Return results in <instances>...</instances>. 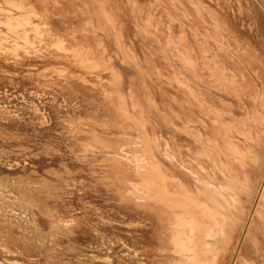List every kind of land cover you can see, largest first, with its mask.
<instances>
[{"label":"rangeland","instance_id":"rangeland-1","mask_svg":"<svg viewBox=\"0 0 264 264\" xmlns=\"http://www.w3.org/2000/svg\"><path fill=\"white\" fill-rule=\"evenodd\" d=\"M109 1L0 0V264L177 263L167 218L146 211L128 192L130 182L136 181L133 159L125 161L117 151L130 149L141 132L120 113L125 106L136 117L144 111L151 121L147 130L162 139V168L184 177L190 186L201 180L164 158V151L171 154L172 140L183 150V159L211 171V159L198 155L208 138L224 143L218 132H224L222 122H235L239 132L252 131L251 138L233 137L249 152L248 169L257 187L245 202L247 210L239 211L231 241L220 249L218 261L234 264L232 253L237 256L242 250L238 264H264L263 219L256 218L253 238L244 242L262 185L258 173L264 172V0ZM102 6L113 8L115 27L100 16ZM10 18L18 22L15 31L7 24ZM4 20L6 25H1ZM86 48L105 65H79L73 51ZM184 55L197 66L186 64ZM222 75L232 79L236 92L219 84ZM121 99L125 106L115 104ZM203 100L205 109L215 107L223 116L207 113L199 104ZM216 118L219 122L213 123ZM173 123L182 132L172 131ZM188 123L193 124L188 128ZM194 133L202 136L198 139Z\"/></svg>","mask_w":264,"mask_h":264},{"label":"bare ground","instance_id":"bare-ground-1","mask_svg":"<svg viewBox=\"0 0 264 264\" xmlns=\"http://www.w3.org/2000/svg\"><path fill=\"white\" fill-rule=\"evenodd\" d=\"M12 1V0H11ZM105 1V0H104ZM111 1V0H110ZM109 1V2H110ZM256 1V0H255ZM45 2V1H44ZM57 2V1H56ZM71 2V0H70ZM74 2V1H72ZM71 2V3H72ZM108 2V3H109ZM112 2V1H111ZM20 3V2H19ZM59 3V1H58ZM79 3V2H78ZM87 3V2H86ZM85 3V4H86ZM100 3V2H99ZM105 3V2H104ZM114 3V2H113ZM47 4V3H46ZM55 4V3H54ZM64 4V2H63ZM74 4V3H73ZM88 4V3H87ZM106 4V3H105ZM198 4V3H197ZM40 5V4H39ZM48 5V4H47ZM51 5V4H50ZM59 5V4H58ZM98 5V4H97ZM108 5V4H107ZM35 7L34 5H32ZM52 6V5H51ZM56 6V4L54 5ZM100 6V5H99ZM98 6V7H99ZM179 6V5H178ZM196 6V5H195ZM79 7V6H78ZM103 7V6H102ZM106 7V6H105ZM104 8V7H103ZM5 9V8H3ZM24 9V8H23ZM34 9V8H33ZM100 9V7H99ZM98 9V11H99ZM105 9V10H104ZM99 11L100 16L104 19H106V24H109L110 26L115 27L116 21L114 17V11L111 10L113 8H104ZM181 9V8H179ZM185 10V8H183ZM210 9V8H209ZM32 10V9H31ZM203 10V8L201 9ZM23 11V10H22ZM26 11V10H25ZM30 11V10H29ZM204 11V10H203ZM82 12V11H81ZM97 12V11H96ZM29 13V12H28ZM32 13V12H31ZM30 13V14H31ZM49 13V12H48ZM98 13V14H99ZM35 15V13H33ZM32 14V15H33ZM38 14V13H37ZM68 14V13H67ZM187 14V12H185ZM7 15V14H6ZM207 15V14H206ZM212 15V13H211ZM4 16V15H2ZM1 16V17H2ZM9 17V14L7 15ZM22 16V15H21ZM28 16V15H27ZM36 16V15H35ZM52 16V15H51ZM99 16V17H100ZM213 16V15H212ZM15 17V16H14ZM19 18V16H17ZM3 18V17H2ZM6 18V17H5ZM22 18H26V16H22ZM29 18V17H27ZM28 22L29 19H27ZM87 18V17H86ZM216 18V17H214ZM4 19V18H3ZM13 19V17H12ZM10 18V20L7 21V24L9 25L11 30H14L13 27L17 26L18 22H13ZM42 19V18H41ZM1 20V19H0ZM16 20V19H14ZM25 20V19H24ZM25 20V21H26ZM217 20V18L215 19ZM22 21V20H21ZM19 21V22H21ZM178 21V20H177ZM218 21V20H217ZM1 22V21H0ZM6 25V21H2L1 25ZM24 22V21H23ZM27 22V21H26ZM55 22V21H53ZM221 22V21H219ZM22 23V22H21ZM21 23H19V27L21 28ZM25 23V22H24ZM31 23V22H30ZM89 23V22H88ZM28 24V23H26ZM35 25V23H32ZM226 25V24H225ZM224 25V26H225ZM43 26V25H42ZM7 27V26H6ZM38 27V23H37ZM36 27V28H37ZM41 27V26H39ZM50 27V26H49ZM87 27H89L87 25ZM227 27V26H226ZM102 28V27H101ZM107 28V27H106ZM9 29V28H8ZM18 29V28H17ZM16 29V30H17ZM38 29V28H37ZM222 29V28H221ZM220 29V30H221ZM10 30V31H11ZM39 30V29H38ZM86 30V29H85ZM9 31V30H8ZM40 31V30H39ZM1 32V31H0ZM27 32V31H25ZM19 33V32H18ZM24 33V32H23ZM2 34V33H0ZM5 34V33H4ZM22 34V33H21ZM25 34V33H24ZM184 34V33H183ZM27 35V34H26ZM42 35V34H41ZM204 36V34H202ZM207 35V34H206ZM4 36V35H3ZM115 36V35H114ZM118 36V35H117ZM120 36V35H119ZM9 37V36H8ZM11 37V36H10ZM206 38V36H204ZM212 37V36H211ZM224 37V36H223ZM222 37V38H223ZM28 38V36H27ZM180 38V37H179ZM1 39V38H0ZM3 39V38H2ZM14 39V38H13ZM29 39V38H28ZM26 39V41L28 40ZM209 39V38H208ZM212 39V38H211ZM210 39V40H211ZM5 39H3L4 41ZM8 40V39H6ZM5 40V41H6ZM16 40V39H15ZM216 41V40H215ZM217 42V41H216ZM46 43V42H45ZM148 43V42H147ZM218 43V42H217ZM239 43V42H238ZM30 44V43H29ZM177 45V44H176ZM20 46V44H19ZM246 46V45H245ZM16 47V45H15ZM101 47V46H100ZM76 48V47H75ZM241 48V47H240ZM41 49V48H40ZM50 49V48H49ZM178 49V48H177ZM37 50V49H36ZM132 50V49H131ZM166 50V49H165ZM164 50V51H165ZM17 51V50H16ZM39 51V49H38ZM47 51V50H46ZM73 51V50H72ZM123 51V50H121ZM125 51V49H124ZM219 51V50H218ZM238 50H236L237 52ZM33 52V51H28ZM132 52V51H131ZM130 52V54H131ZM240 52H243L240 51ZM35 53V52H34ZM39 53V52H38ZM73 53L75 54L74 60L79 65L91 67L94 65H97V67H102L105 65L103 61H96V59L93 58L92 53L89 49L85 50H74ZM157 53V52H156ZM162 53V52H161ZM247 53V51H246ZM30 54V53H29ZM73 54V55H74ZM125 54V53H124ZM129 55V54H128ZM136 54H134L135 56ZM159 55V54H158ZM178 55V54H177ZM219 55V54H218ZM237 56V54H234ZM244 55V54H243ZM41 57V55H39ZM137 56V55H136ZM182 56V55H181ZM180 56V57H181ZM138 57V56H137ZM179 57V56H178ZM182 58L186 61V64L190 65L191 67L195 68L197 66V63L194 61V59H191L184 55ZM252 58V57H251ZM23 59V58H22ZM132 61H134V57H130ZM154 59V58H153ZM241 59V58H240ZM73 60V61H74ZM131 61V62H132ZM149 61V60H148ZM166 61V60H165ZM128 62V61H127ZM126 62V63H127ZM136 62V60H135ZM171 62V61H170ZM174 62V61H173ZM183 62V61H182ZM246 62V61H245ZM107 63V62H106ZM134 63V62H133ZM138 63V62H137ZM136 63V65H137ZM185 63V62H184ZM248 63V62H247ZM55 64V63H54ZM135 64V63H134ZM144 64V63H143ZM150 64V63H149ZM148 64V65H149ZM172 64V63H171ZM251 64V63H249ZM135 65V66H136ZM219 65V64H218ZM247 65V64H246ZM257 65V64H256ZM139 66V64H138ZM144 66V65H142ZM141 66V67H142ZM146 66V65H145ZM187 66V65H186ZM210 66V65H209ZM65 67V66H64ZM68 67V66H67ZM251 67V66H250ZM140 68V66H139ZM157 68V67H155ZM171 68V67H170ZM223 68V67H222ZM142 68H140L141 70ZM147 69V68H146ZM66 70V69H65ZM138 70V68H137ZM139 70V71H140ZM145 70V69H144ZM224 70V69H223ZM147 71V70H145ZM157 71V70H156ZM182 71V70H181ZM198 71V70H197ZM216 71V70H215ZM264 71V70H263ZM4 72V71H3ZM7 72V71H6ZM141 73L143 71H140ZM158 72V71H157ZM161 72V71H160ZM217 72V71H216ZM257 72V71H256ZM174 73V72H173ZM211 73V72H210ZM214 73V72H213ZM218 73V72H217ZM5 74V73H4ZM77 74V73H75ZM128 74V73H127ZM220 74V73H219ZM227 74V73H225ZM258 74V73H257ZM80 75V74H79ZM114 75V73H113ZM156 75V74H154ZM162 75V74H161ZM229 75V74H228ZM260 75V74H259ZM115 76V75H114ZM133 76V75H132ZM147 76V75H145ZM177 76V75H176ZM183 76V75H182ZM189 76V75H188ZM243 76L245 79L244 74ZM257 76V75H256ZM163 77V76H162ZM166 77V76H165ZM179 77V76H178ZM201 77V76H200ZM231 77V76H230ZM234 77V76H233ZM240 77V75H239ZM118 78V77H117ZM143 78V77H142ZM147 78V77H146ZM152 78V76H151ZM169 78V77H168ZM175 78V75H174ZM185 78V77H184ZM120 79V78H119ZM118 79V80H119ZM181 79V78H178ZM193 79V78H192ZM196 79V78H195ZM216 79V78H214ZM125 80V79H124ZM144 80V79H143ZM147 80V79H146ZM149 80V79H148ZM161 80V79H160ZM173 80V79H172ZM175 80V79H174ZM177 80V79H176ZM200 80V79H199ZM202 80V78H201ZM44 81V80H43ZM49 81V80H47ZM163 81V80H161ZM170 81V80H168ZM189 81V80H188ZM196 81V80H195ZM239 81V80H238ZM236 81V83L238 82ZM42 82V81H41ZM153 82V81H152ZM179 83V85L186 87L188 84L184 83L185 81H176ZM190 82V81H189ZM203 82V81H202ZM219 84L224 87L227 91H237L236 84L234 82L225 79V77L220 78L218 80ZM217 82V83H218ZM244 82V81H243ZM92 83V82H91ZM155 83V82H154ZM171 83V82H170ZM191 83V82H190ZM198 83V82H197ZM216 83V84H217ZM245 83V82H244ZM48 84V83H47ZM73 84V83H72ZM158 84V83H157ZM156 84V85H157ZM175 84V83H174ZM239 84V83H238ZM71 85V84H70ZM142 85V84H141ZM170 85V84H169ZM178 85V86H179ZM192 85V84H191ZM190 85V86H191ZM197 85V84H196ZM240 85V84H239ZM77 86V85H76ZM211 86H214L213 83ZM220 86V87H221ZM92 87V86H91ZM146 87V86H145ZM162 87V86H161ZM185 87V88H186ZM192 87V86H191ZM190 87V89H191ZM198 88V86H196ZM219 87V88H220ZM264 87V86H263ZM182 88V87H181ZM195 88V86H194ZM262 88V87H261ZM160 89V88H159ZM176 89V88H175ZM178 89V88H177ZM184 89V87L182 88ZM193 89V88H192ZM242 90V88H240ZM246 89V88H245ZM258 89V88H257ZM79 90V89H78ZM130 90V89H129ZM146 90V89H145ZM179 90V89H178ZM82 91V90H81ZM248 89L246 90V92ZM160 92V91H159ZM187 92V91H186ZM195 91H191V94ZM199 92V91H198ZM243 92V91H242ZM184 93V92H183ZM202 93V92H201ZM245 93V92H244ZM257 93V92H256ZM138 94V92L136 93ZM144 94V93H143ZM161 94V93H160ZM243 94V93H242ZM247 94V93H246ZM253 94V93H252ZM134 95V93L132 94ZM145 95V94H144ZM150 95V94H149ZM184 95V94H183ZM198 95V93L196 94ZM244 95V94H243ZM90 96V95H89ZM111 96V95H110ZM140 96V95H139ZM163 96V95H161ZM190 96V95H189ZM232 96V95H231ZM250 96V95H249ZM253 96V95H252ZM133 97V96H132ZM131 97V98H132ZM147 97V96H146ZM164 97V96H163ZM177 97V96H176ZM191 97V96H190ZM189 97V98H190ZM193 97V96H192ZM198 96H196L197 98ZM201 98L203 96H200ZM236 97V96H235ZM246 97V96H245ZM125 98V97H124ZM136 98V97H135ZM134 97L132 98V105L134 108H138L137 103L138 101ZM141 98V97H140ZM150 98V96H149ZM153 98V97H152ZM156 98V97H155ZM188 98V99H189ZM216 98V97H215ZM237 98V97H236ZM240 98V97H239ZM242 98V97H241ZM154 99V98H153ZM153 99H150L149 103L150 105L153 103ZM187 99L186 102H190ZM195 99V98H194ZM193 99V100H194ZM199 99V97H198ZM203 99V98H202ZM205 99V98H204ZM247 99V98H246ZM260 99V98H259ZM113 100V99H112ZM240 100V99H239ZM244 100V97H243ZM242 100V101H243ZM147 101V100H146ZM258 101V99L256 100ZM155 102V99H154ZM172 102V101H171ZM185 102V103H186ZM196 102V101H194ZM206 102V101H205ZM205 102L199 101V104L204 107L205 109ZM254 102V101H253ZM125 100H120L118 102H115V104L122 106L126 105ZM129 103V102H128ZM224 102H221V104ZM245 103V102H244ZM114 104V103H113ZM144 104V102H143ZM157 104V103H156ZM226 104V103H225ZM148 105V103H147ZM192 105L193 102H192ZM191 105V106H192ZM198 105V104H197ZM253 105H255L253 103ZM261 105V104H260ZM154 106V104H153ZM152 106V107H153ZM157 106V105H155ZM188 106V105H187ZM190 106V107H191ZM209 106V105H208ZM207 106V107H208ZM227 106V105H226ZM233 107V104L231 105ZM258 106V105H257ZM160 107V106H159ZM158 107V109H159ZM176 107V106H175ZM262 107V105L260 106ZM155 108V107H154ZM197 108V107H196ZM215 108V107H213ZM211 107L208 109L206 108L205 111L209 114L214 113L215 115H221L223 116L222 112L220 110H215ZM148 109V108H147ZM162 109V108H161ZM203 109V111H204ZM236 109V108H235ZM246 109V108H245ZM259 109V106H258ZM262 109V108H260ZM264 109V108H263ZM125 119L129 121L130 123H136L134 125H138V129L141 133H139L138 140L130 146L129 148L121 147L117 152L119 153L118 157L123 158L125 161H129L133 159V168L135 169V176L136 181H131V189L130 194H132L135 197V203L140 205L141 207H145V209H150L151 211H154L159 217H166L169 224L170 229V242L172 246V252L175 254V256H178V261L176 264H219L218 257L221 251H224L222 249H225L226 246L231 241V235L234 232L235 225L238 222V216H240V212L244 213L247 209L245 208V202L246 200L250 199V194L254 192L256 186V182H253L250 177V170L248 169L250 167V164H248L249 159V152L243 151L239 144L234 140L238 134L243 135L246 138H251V132L248 131H241L239 132L236 130L233 123H221L222 127L224 128L223 131H219V136L223 139V144L220 143L219 139L217 138H208V142L205 143V148L202 152L199 153L198 156H205L208 158V160L211 159L212 169L210 171L206 169V167L197 162V165L192 166L190 162H187L185 159H183L181 155V149L179 146H177L176 142L174 140L172 147L170 148L171 154L165 155L164 151V158H172L173 159V165L178 167L183 173H186L189 175L192 174L195 176L196 180H201L200 183L194 184L193 186H190L187 182V180H184L180 176H178L175 173H168L164 171L162 168V163L159 159V155L162 152L161 146H162V139L159 135L149 132L146 128L147 123L151 122L148 117L145 116L143 112H141L140 117H136L132 114L129 108L125 106L123 109H119ZM118 110V111H119ZM156 110V109H155ZM201 110V109H200ZM237 110V109H236ZM152 111V110H151ZM195 111V110H194ZM193 111V112H194ZM242 111V110H241ZM250 110H248L249 112ZM154 112V111H153ZM162 112V111H161ZM164 112V111H163ZM263 112V111H262ZM140 113V111H139ZM167 113V112H166ZM204 113V112H203ZM206 113V115H208ZM225 113V112H224ZM258 114L259 112L256 111ZM264 113V112H263ZM138 115V113H136ZM159 114V113H158ZM168 114V113H167ZM248 114V113H246ZM256 114V115H257ZM150 115L152 116L151 112ZM202 115V113H201ZM206 116L205 114H203ZM232 115V114H231ZM238 115V114H237ZM251 115V114H250ZM247 115V116H250ZM139 116V115H138ZM170 116V115H168ZM210 116V115H209ZM226 116V115H225ZM230 116V115H228ZM246 116V117H247ZM258 116V115H257ZM172 117V116H171ZM233 117V116H231ZM256 117V116H255ZM168 118V117H167ZM220 118V117H219ZM242 118V117H241ZM248 120H250V117H247ZM121 119V118H120ZM156 119V118H155ZM224 119V118H223ZM232 119V118H231ZM124 120V119H123ZM157 120V119H156ZM201 120V119H200ZM246 120V119H245ZM247 120V121H248ZM125 120V122H127ZM203 121V120H202ZM206 121V120H205ZM204 121V122H205ZM212 121V120H211ZM235 121V120H234ZM246 121V123H247ZM263 121V120H262ZM78 122V121H77ZM214 122H219L218 118L215 119ZM253 122V120H251ZM264 122V121H263ZM172 123V122H171ZM203 123V122H202ZM207 123V122H206ZM204 125H207V124ZM242 123V122H241ZM245 123V124H246ZM152 124V123H151ZM150 124V125H151ZM160 124V123H159ZM166 124V123H164ZM174 124V123H173ZM193 123H188L187 127H191ZM236 124V123H235ZM255 125L257 122L254 123ZM259 124V123H258ZM157 125V124H156ZM161 125V124H160ZM244 125L240 124L239 126ZM251 125V123H250ZM88 126V125H87ZM167 126V125H166ZM195 126V125H194ZM198 126V125H197ZM239 126H236L239 128ZM246 126V125H244ZM136 127V126H135ZM186 127V128H187ZM251 127V126H250ZM254 127V125H253ZM256 127V126H255ZM264 127V125H263ZM149 128V127H148ZM194 128V127H193ZM242 128V127H241ZM246 128V127H245ZM244 128V129H245ZM249 128V127H248ZM136 129V128H135ZM172 131L182 132L181 129L177 126H173ZM198 130V128H196ZM200 129V127H199ZM247 129V128H246ZM254 129V128H252ZM256 129V128H255ZM165 130V129H164ZM169 130V128H168ZM192 130V128L190 129ZM204 130V129H203ZM170 131V130H169ZM188 131V130H186ZM185 131V132H186ZM194 131V129H193ZM201 131V130H198ZM255 131V130H254ZM139 132V131H138ZM202 132V131H201ZM208 132V131H207ZM257 132V131H256ZM189 133V131H188ZM200 133V132H199ZM213 133V132H212ZM258 133V132H257ZM262 133V132H260ZM118 134V133H117ZM129 134V133H128ZM190 134V133H189ZM203 134V133H202ZM255 134V133H254ZM188 135V134H187ZM206 135V134H205ZM235 135V138L233 137ZM193 136L200 139L198 134L194 133ZM256 136V134H255ZM261 136V135H258ZM191 137V136H190ZM240 137V136H239ZM205 138L204 136L202 137ZM219 138V137H218ZM111 139V138H110ZM167 140V139H166ZM205 140V139H204ZM198 141V140H197ZM201 141V140H200ZM207 141V140H206ZM245 141V140H244ZM247 141V140H246ZM171 142V141H170ZM198 143V142H197ZM200 143V142H199ZM198 143V144H199ZM203 143V141H202ZM253 143V141H252ZM245 144V143H244ZM251 144V143H250ZM248 146V145H247ZM204 147V146H203ZM256 147V146H255ZM256 149V148H255ZM253 150V149H252ZM257 150V149H256ZM250 151V150H249ZM258 151V150H257ZM123 152V153H122ZM106 153V152H105ZM110 153V152H109ZM198 153V152H197ZM108 154V153H107ZM112 154V153H111ZM124 154V155H122ZM195 154V153H194ZM259 154H261L259 152ZM264 154V153H263ZM190 155V154H189ZM109 156H111L109 154ZM114 156V155H113ZM133 158H132V157ZM191 156V155H190ZM189 156V157H190ZM194 156V155H193ZM264 156V155H263ZM144 157V159H142ZM197 157V156H196ZM210 158V159H209ZM195 159V156H194ZM192 159V160H194ZM190 160V159H189ZM191 160V161H192ZM196 160V159H195ZM262 161V160H261ZM170 162V161H169ZM194 162V161H193ZM208 162V161H207ZM209 163V162H208ZM264 164V163H263ZM165 165V164H164ZM256 166V164H254ZM209 166H211L209 164ZM241 167L243 171H239L236 167ZM258 166V165H257ZM260 166V165H259ZM263 166V165H262ZM166 167V166H165ZM169 168H165V170ZM263 169V168H262ZM258 172V171H257ZM264 173V172H263ZM262 173V170L258 173L259 178H262V185L259 192V197L257 200V204L255 206V209L253 213L251 214V222L249 223L247 229H246V236L244 237L246 240L250 236L252 239V233L254 228V222L256 218L263 219L264 221V175ZM179 174V173H178ZM218 176L220 178H218ZM257 177V178H258ZM258 178V179H259ZM255 179V178H254ZM257 180V179H256ZM171 182V184H169ZM258 182V181H257ZM261 183V182H260ZM255 193V192H254ZM24 197V196H23ZM130 197V196H129ZM133 197V198H134ZM132 198V199H133ZM255 200V199H254ZM253 200V201H254ZM27 203V202H26ZM254 203V202H253ZM252 203V204H253ZM254 205V204H253ZM27 206V205H26ZM252 208V207H251ZM144 209V208H142ZM146 209V211H147ZM250 210V209H249ZM149 211V210H148ZM252 211V210H251ZM248 213V212H247ZM243 216V215H242ZM244 217V216H243ZM247 217V216H245ZM142 218V217H141ZM240 218V217H239ZM67 221V220H66ZM162 221V220H161ZM259 221V220H258ZM74 222V221H73ZM244 222V221H243ZM262 222V221H261ZM248 223V222H246ZM263 223V222H262ZM243 224V223H242ZM245 224V223H244ZM259 224V222H258ZM257 224V225H258ZM57 225V224H56ZM264 225V224H263ZM240 229V227H239ZM242 229V228H241ZM261 229V228H260ZM258 231V230H257ZM236 232V231H235ZM240 232V231H239ZM263 232V231H262ZM261 232V233H262ZM242 235V234H241ZM255 235V234H254ZM257 236V235H256ZM264 237V236H263ZM249 238V239H250ZM259 238V237H258ZM256 240V239H254ZM264 240V239H263ZM239 241L237 240V243ZM252 242V240H251ZM258 242L255 241V243ZM250 243V242H249ZM254 243V242H253ZM239 245V244H238ZM256 245V244H255ZM256 247H258L256 245ZM227 249V248H226ZM241 249V247H240ZM257 249V248H256ZM260 250V249H259ZM226 251V250H225ZM262 251V250H261ZM126 252V251H125ZM253 252V251H252ZM128 253V252H127ZM242 250L239 252V254L236 255V252L234 251L232 253V261L234 260V264H238L240 261L243 260L242 258ZM248 253V252H247ZM251 253V252H250ZM257 253V252H256ZM261 253V252H260ZM140 254V253H139ZM258 254V253H257ZM137 255V254H136ZM134 255V256H136ZM223 256V255H222ZM127 258V257H126ZM234 258V259H233ZM253 259V257H251ZM259 258V257H258ZM250 259V258H249ZM263 259V258H262ZM131 260V258H130ZM135 260V259H133ZM229 260V259H228ZM128 261V260H127ZM256 261V260H255ZM138 262V261H136ZM258 262V261H256ZM127 263V262H126ZM224 263V262H223ZM241 263V262H240ZM246 264H249L248 261L245 260ZM251 263V262H250ZM254 263V260H253ZM130 264V263H129ZM137 264V263H136ZM227 264V263H226ZM263 264V263H262Z\"/></svg>","mask_w":264,"mask_h":264}]
</instances>
